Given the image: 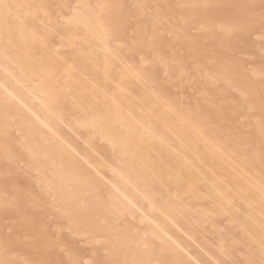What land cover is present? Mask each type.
Returning <instances> with one entry per match:
<instances>
[{
	"label": "bare ground",
	"instance_id": "6f19581e",
	"mask_svg": "<svg viewBox=\"0 0 264 264\" xmlns=\"http://www.w3.org/2000/svg\"><path fill=\"white\" fill-rule=\"evenodd\" d=\"M0 264H264V0H0Z\"/></svg>",
	"mask_w": 264,
	"mask_h": 264
}]
</instances>
